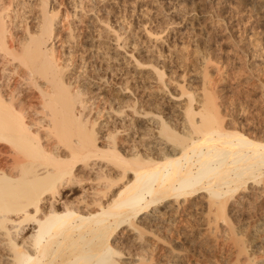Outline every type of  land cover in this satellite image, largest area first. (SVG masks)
<instances>
[{
  "label": "bare ground",
  "instance_id": "1",
  "mask_svg": "<svg viewBox=\"0 0 264 264\" xmlns=\"http://www.w3.org/2000/svg\"><path fill=\"white\" fill-rule=\"evenodd\" d=\"M44 5L38 31L17 43L0 16V264H176L172 251L177 246L170 235L157 233L155 217L167 214L169 201L188 202L205 192L218 204L215 215L223 216L233 193L264 181V137L225 121L220 96L204 71L197 99L182 86L180 95L186 93L187 100L177 114L148 99L142 113L157 117L152 125L125 128L154 141L133 139L126 149L115 127H107L105 140L97 143L96 121L82 115V105L76 112V103L92 92L90 82L80 74L65 81V70L44 49L53 18ZM201 50L195 46L205 62L208 55ZM142 60L152 64L150 57ZM90 160L108 171L96 172L90 195H78L70 185L91 177L76 172L79 163L84 167ZM144 213L151 217L141 218ZM124 226L147 242L141 241V251L134 252L135 242L115 241ZM147 233L155 240L148 241ZM254 238L238 239V247L248 263L264 264L247 249Z\"/></svg>",
  "mask_w": 264,
  "mask_h": 264
},
{
  "label": "rangeland",
  "instance_id": "2",
  "mask_svg": "<svg viewBox=\"0 0 264 264\" xmlns=\"http://www.w3.org/2000/svg\"><path fill=\"white\" fill-rule=\"evenodd\" d=\"M41 3H46L45 10L53 16L51 37L44 49L65 70V81L80 74L90 82L92 92L76 103V112L79 114L82 105V115L96 121L101 129L97 143L105 140L107 127H115L126 149L134 140L154 141L150 135L141 138L134 128H125L152 125L157 117L142 113L148 99L177 114L187 100L186 93L180 95L182 86L197 99L204 71L209 76L205 81L220 96L217 103L225 121L240 125L252 137H264V0H0V16L10 29L7 35L16 43L38 31ZM196 45L208 55L205 62L201 52H195ZM149 57L152 64L143 62ZM161 70L163 79H158ZM110 97L114 99L110 101ZM154 130L150 128L155 134ZM90 161L84 167L77 165L78 174L91 176L70 185L78 195H90L91 186L97 184L92 180L96 172L108 171L102 162ZM183 201H169L166 209L161 208L167 214L155 217L160 228L157 233L164 238L170 235L172 243L181 247L172 251L176 264H251L238 247V239L251 234L255 238L247 249L263 263L264 181L233 193L224 202V217L215 215L218 204L206 192ZM146 217L150 213L141 215ZM168 228H172L169 234ZM118 232L115 241L135 242V253L141 251V241L147 244L135 239L136 231L127 226ZM145 238L155 240L150 233ZM124 257L135 259L137 255Z\"/></svg>",
  "mask_w": 264,
  "mask_h": 264
}]
</instances>
